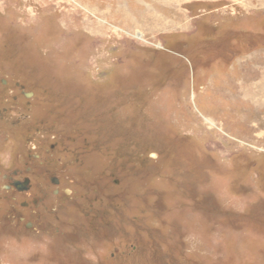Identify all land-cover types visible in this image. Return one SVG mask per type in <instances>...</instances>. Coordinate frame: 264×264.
Segmentation results:
<instances>
[{"label": "rangeland", "instance_id": "1", "mask_svg": "<svg viewBox=\"0 0 264 264\" xmlns=\"http://www.w3.org/2000/svg\"><path fill=\"white\" fill-rule=\"evenodd\" d=\"M0 80V264H264V0H0Z\"/></svg>", "mask_w": 264, "mask_h": 264}, {"label": "flooded vegetation", "instance_id": "2", "mask_svg": "<svg viewBox=\"0 0 264 264\" xmlns=\"http://www.w3.org/2000/svg\"><path fill=\"white\" fill-rule=\"evenodd\" d=\"M9 85L7 81L5 80H0V90H9ZM14 89L17 90V92L23 96V98L28 99V94H26L23 91V87L19 86L18 83L14 84ZM11 95V91L8 92ZM5 95L3 96L0 94V99L4 98ZM11 99L13 102L18 101V98L14 95L11 96ZM4 100V99H3ZM1 101V100H0ZM6 101V100H5ZM2 112H7V110L2 109L0 112V116ZM1 120V119H0ZM44 139V136L41 132L35 131L34 134L32 135L31 139L35 144H32V150L31 151H36L39 150V147H37V140L36 139ZM28 138L25 139L24 142H26V145L29 147L31 145V142L29 141ZM41 142V141H39ZM44 145V142H43ZM46 145V144H45ZM18 149V147H16ZM55 149L54 146H50L49 150L53 151ZM19 150V149H18ZM17 150V151H18ZM29 151L27 148V151H23V153L20 151V153L23 154L24 158H22V154H20V158H22L20 163H16L14 165V169L10 170L9 172H5L3 174H0L1 181L3 182L1 186V192L5 193L9 196L13 206L11 207V210H9V213L7 214V219L15 223L17 225H21L24 231L31 232L34 231L35 233H39L41 230V226L39 225L40 222V208L42 206L43 200L46 196V192H44L43 188H40L41 186L36 187L38 190V195L37 197H32L30 194V191L32 190V182L34 181H40L43 179L42 176H40V170H43V162L40 158L39 154H32L31 158L29 156ZM17 159V158H16ZM33 159V160H32ZM31 160V162H30ZM32 161H36L37 164H35ZM51 184L54 186L53 190L51 191L52 196H57L59 193L58 189V180L54 178H50ZM25 197L27 199H21L17 205H15V202L18 200L20 197ZM17 206V207H16ZM20 209L21 211H29V219H25L22 214H20L18 211Z\"/></svg>", "mask_w": 264, "mask_h": 264}]
</instances>
